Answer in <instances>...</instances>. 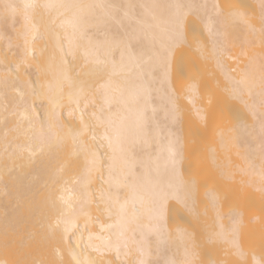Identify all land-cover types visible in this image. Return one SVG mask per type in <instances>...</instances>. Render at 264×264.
Masks as SVG:
<instances>
[{"label": "bare ground", "instance_id": "bare-ground-1", "mask_svg": "<svg viewBox=\"0 0 264 264\" xmlns=\"http://www.w3.org/2000/svg\"><path fill=\"white\" fill-rule=\"evenodd\" d=\"M262 249L264 0H0V264Z\"/></svg>", "mask_w": 264, "mask_h": 264}, {"label": "rangeland", "instance_id": "rangeland-1", "mask_svg": "<svg viewBox=\"0 0 264 264\" xmlns=\"http://www.w3.org/2000/svg\"><path fill=\"white\" fill-rule=\"evenodd\" d=\"M9 61L11 62V61H15V60L9 58ZM24 67H25V66H24ZM19 74H21V73H19ZM19 74H18V77H20ZM21 76H22V75H21ZM29 227H30V226H29ZM31 227H33V226H31ZM34 228H35V227H33V229H34ZM36 229H38V227H36L35 230H36ZM30 230L33 232L32 228H30ZM34 234H35V233H34ZM35 235H38V234H35ZM31 238H32V237H31ZM31 238H30L29 240H31ZM34 238H36V237L33 236V239H34ZM39 238H40V233H39ZM33 239H32L31 241H33V242L35 241V242H36V239H37V238L34 239V240H33ZM38 240H40V239H38ZM37 242H38V241H37ZM206 250H207V249H206ZM206 250H205V251H206ZM262 250H263V249H262ZM262 250H261V251L259 250L260 252H258V253H259V254H262V256L264 257V253L262 252ZM214 251H216V253H215ZM254 251L257 253V250H256V249L248 248V252H251V253H252V252H254ZM263 251H264V250H263ZM206 252H207V251H206ZM210 252L213 253V254H212L213 256H212V255L210 256L211 253L209 254V252H208L207 254L204 252L205 255H203V261H206V260H207V261L204 262V263H207L208 261L212 260L211 258H213V257H214L213 259L220 258V257L222 256V253H223V252L221 251L220 247L213 248V249L210 250ZM214 253H215V254H214ZM208 254H209V256H208ZM215 255H216V256H215ZM206 256H207V257H206ZM204 257H205V258H204ZM222 257H223V256H222ZM204 259H206V260H204ZM54 262H55V261H54ZM55 263H56V262H55ZM52 264H54V263H52ZM56 264H58V263H56Z\"/></svg>", "mask_w": 264, "mask_h": 264}]
</instances>
